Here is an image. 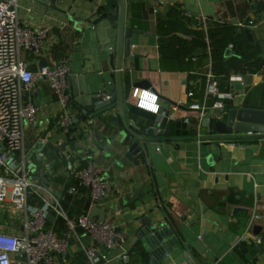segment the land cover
Returning a JSON list of instances; mask_svg holds the SVG:
<instances>
[{
  "label": "crops",
  "instance_id": "crops-1",
  "mask_svg": "<svg viewBox=\"0 0 264 264\" xmlns=\"http://www.w3.org/2000/svg\"><path fill=\"white\" fill-rule=\"evenodd\" d=\"M102 2L16 0L23 24L48 27L46 48L38 54L23 53L30 67L61 57H67L70 67L66 108L45 81L22 94L23 100L38 105L36 125L25 124L24 129L30 182L39 185L48 200L56 195L69 216L90 213L114 221L125 240L110 254L127 252L129 260L122 264H188L182 245L161 260L142 248L134 230L146 214L170 217L195 264H264V138L239 132L240 136L221 140L218 148L207 137L197 111L188 106L191 97L186 93L193 89L195 97L202 96L210 61L219 91L230 94L220 97L225 109L264 112V0H124L125 25L140 30L131 34L128 53L126 38L120 43L113 27L115 21L100 16ZM203 23L213 33H208L211 46V38L224 43L216 56L214 46L210 54L205 48ZM244 28L250 29L257 45L247 39ZM119 77L124 93L131 94L136 86L146 88L141 95L152 92L158 104L152 111L131 96L124 103L127 121L142 130L161 129L150 133L154 140L146 155L128 150L109 117L105 129L101 120L95 127L84 122L92 117L88 110L95 97L104 89L117 90ZM144 79L150 85L138 83ZM212 101L207 99L208 105ZM114 104L102 114L121 117L117 100ZM64 110L73 117L66 126L57 120ZM38 140H49L58 149L39 160L34 154L28 158ZM89 160L111 183L97 203L90 202L88 186L69 172L70 166ZM27 202L42 203L33 194ZM253 212L258 217L249 224ZM25 220L23 209L0 203V231L21 235ZM45 226L61 233L65 221L50 209ZM85 260L80 243L72 239L66 250L53 255L51 264H88Z\"/></svg>",
  "mask_w": 264,
  "mask_h": 264
},
{
  "label": "built area",
  "instance_id": "built-area-1",
  "mask_svg": "<svg viewBox=\"0 0 264 264\" xmlns=\"http://www.w3.org/2000/svg\"><path fill=\"white\" fill-rule=\"evenodd\" d=\"M152 11L156 12L157 8L154 6ZM201 26L206 40L205 48L210 54L212 46L208 27L204 23ZM47 35V26H30L19 20L16 0H0V203L9 202L26 213V230L23 234L0 231V264H51L53 255L66 250L72 239L80 243L89 264L126 263L129 260L127 252L115 256L110 254V250L120 248L125 240V233L114 221L90 213L69 216L56 195L52 194L48 200L42 196L40 186H33L30 182V166L23 152L24 129L25 124L36 125L38 105L33 100H23L22 94L34 88L36 82L45 81L63 108L69 102L70 67L67 57L32 69L23 55L25 51L34 54L42 52L46 48ZM210 63L204 73L206 85L202 96L195 97L193 89L186 92L191 97L188 106L195 109L200 118L210 107L222 106L221 96H230L229 92L219 91L216 81L212 79ZM143 90L134 87L132 97L138 98L141 107L157 111L158 104L152 101V92L141 95ZM209 98H213V101L208 105ZM57 120L60 125L66 126L72 123L73 117L64 110ZM160 130V127L155 128L156 132ZM69 172L79 183L88 186L91 203L101 201L110 190V178L90 160L70 166ZM29 194L39 197L42 203L29 205ZM50 209L65 221V229L61 233L45 226ZM257 217L258 213L253 212L249 224ZM260 240L258 236L255 238L257 243ZM14 254H18V257H13Z\"/></svg>",
  "mask_w": 264,
  "mask_h": 264
},
{
  "label": "water",
  "instance_id": "water-1",
  "mask_svg": "<svg viewBox=\"0 0 264 264\" xmlns=\"http://www.w3.org/2000/svg\"><path fill=\"white\" fill-rule=\"evenodd\" d=\"M99 9L102 10L100 16L106 15L109 20L115 21L113 27L117 29L120 43H122L123 37L126 38V53H128L131 34L133 32H140V30L125 25L124 0H104L99 5ZM244 32L249 41H254L256 45L258 44V41L253 39L252 32L249 28H244ZM225 52H228V49ZM138 83L150 85L146 79L140 80ZM129 96L132 97L131 94L123 92L119 77L117 90L104 89L95 97L92 102V107L88 110L91 112L92 117L84 122L91 127H95L96 122L101 120V125L105 129L107 127V120L105 118L109 117L115 121L122 142L128 144V150L135 152L142 151L146 155L148 153L149 143L154 140L150 133H155V128L153 126H147L142 130L132 120H126L124 103ZM116 100L121 111V117L109 114L108 112L102 114L103 109L104 111L112 109L115 106L114 103ZM201 124L206 128L209 140H213L218 148H220L221 140L240 136L238 134L239 132H256L257 134L255 136L264 138V112L260 109L233 107L227 110L224 106L210 107L206 114L201 117ZM95 137L99 138V135L96 134ZM109 140L110 138H107V141ZM1 146L4 148L3 144ZM51 149L57 150L58 147L49 140H38L34 144L28 158L31 154H34L39 160ZM38 167L39 169H37L40 170V166ZM134 235L142 248L157 260H161L174 248L182 245L184 247L182 254L187 263L195 264L187 250L189 245L184 243L177 234L176 228L168 215H164L161 218L152 217L149 214L142 216L134 230Z\"/></svg>",
  "mask_w": 264,
  "mask_h": 264
},
{
  "label": "trees",
  "instance_id": "trees-1",
  "mask_svg": "<svg viewBox=\"0 0 264 264\" xmlns=\"http://www.w3.org/2000/svg\"><path fill=\"white\" fill-rule=\"evenodd\" d=\"M171 19L172 20H174V18H175V14H172L171 16ZM219 29V25H216V28H215V30H218ZM193 33H195V32H193ZM208 33H209V35H210V37H213V33H212V31L211 30H208ZM195 35V34H194ZM197 37H198V39L200 40V39H203V31L201 30H199L198 32H197V35H196ZM202 41V40H201ZM211 42H212V46H214V49H213V51H212V55H214V56H216V54L218 53L219 54V52L221 53V50L224 48V43L222 42V41H220L219 43H216V40H215V38H211ZM82 254V253H81ZM80 254V257H81V259H83V255H81ZM86 259V258H85ZM86 261V260H85ZM88 263V262H87ZM89 264V263H88Z\"/></svg>",
  "mask_w": 264,
  "mask_h": 264
},
{
  "label": "rangeland",
  "instance_id": "rangeland-1",
  "mask_svg": "<svg viewBox=\"0 0 264 264\" xmlns=\"http://www.w3.org/2000/svg\"><path fill=\"white\" fill-rule=\"evenodd\" d=\"M8 205V204H7ZM73 246H75V245H73Z\"/></svg>",
  "mask_w": 264,
  "mask_h": 264
}]
</instances>
